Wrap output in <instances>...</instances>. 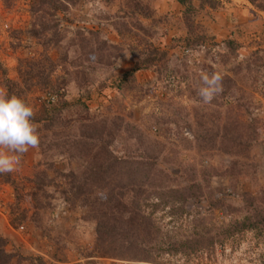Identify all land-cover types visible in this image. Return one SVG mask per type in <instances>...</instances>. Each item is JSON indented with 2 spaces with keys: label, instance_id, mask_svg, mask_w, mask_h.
<instances>
[{
  "label": "rangeland",
  "instance_id": "obj_1",
  "mask_svg": "<svg viewBox=\"0 0 264 264\" xmlns=\"http://www.w3.org/2000/svg\"><path fill=\"white\" fill-rule=\"evenodd\" d=\"M65 1L67 9L56 14L58 41L42 46L29 31L36 21L35 15L28 10L29 0H17L10 7H5L0 0V60L8 76L18 78L20 59L47 54L55 63L51 75L53 87H30L24 95L26 103L39 115L43 114L42 107H59L65 102L67 105L60 109L59 115L71 121L67 126L54 128L60 137L66 133L74 135L71 128L79 120L87 123L93 119L118 117L121 125L133 133L136 128L137 133L145 134L146 142L162 145L157 167L176 176L180 185L187 183L179 175L181 168L215 171L208 180L200 181L213 199H222L224 204L210 207L206 198L190 199L185 212L178 217L166 213L167 208L157 211L153 218L161 233L154 247L161 245L166 249L169 241L185 239L195 231L213 235L230 219H240L243 216L240 194H264V97L260 93L243 95L248 106L245 110L234 100L241 94L236 91L234 96L226 98L231 105L227 114L226 104L222 107L204 105L200 112L203 104L189 96V89L196 87L202 72H226L228 65L221 62L219 52L223 39L232 37L245 46V51L235 61L246 57L258 47L257 43L264 47V12L248 0H217L215 7L208 4L200 7L199 1L193 0V4L199 6L193 31L212 36L215 44L207 42L183 49L177 39L186 36L187 29L181 15L182 7L175 0ZM84 42L88 45L84 46ZM153 46L166 51L165 63L161 62L155 69L137 71L134 82H126L119 89L111 85ZM260 73L264 74V70ZM262 80L264 77H258L257 83ZM0 88L3 87L0 85ZM48 92L57 95L55 104L44 99ZM77 97H81L80 102L87 109L80 103L72 104ZM220 109L228 121L253 120L259 133L260 144L235 157L237 164L230 176L220 173L228 167L231 156L219 148L198 150L186 140L193 138L192 128L196 124L192 121L196 113L212 117L217 127ZM49 138L43 142V147L49 148L47 152L30 148L23 155L19 170L11 173L19 189V211L26 210L23 221L14 223L12 220L15 215L12 206L16 201L14 190L0 178V235L7 238L6 249L13 253L11 264H37L35 259L38 258L48 264L145 263L96 256L93 252L95 221L85 207L71 208L57 187L46 185L36 190L35 194L46 207L37 210L33 207L31 195L35 183L31 179L35 171H42L35 176L38 185L46 175L59 187L66 188L67 179L63 173L82 171L87 164L85 157L56 153L54 145L49 147ZM58 140L63 142L62 138ZM146 144L138 151L147 149ZM62 148L64 146L58 150ZM110 148L117 156L125 155L136 149L135 139L118 134ZM159 253L156 262L151 264H264V239L247 231L189 257Z\"/></svg>",
  "mask_w": 264,
  "mask_h": 264
},
{
  "label": "trees",
  "instance_id": "obj_2",
  "mask_svg": "<svg viewBox=\"0 0 264 264\" xmlns=\"http://www.w3.org/2000/svg\"><path fill=\"white\" fill-rule=\"evenodd\" d=\"M1 1L5 7H10L17 0ZM175 1L182 7L181 15L187 29L186 36L177 39L178 44L183 49L205 45L207 42L215 44L212 36L205 32L196 33L192 26L199 6L208 4L210 7H215L218 1L198 0L199 6H195L193 0ZM248 1L256 9L264 12V0ZM67 6L65 0H29L28 10L35 15L36 19L32 22L29 31L32 36L38 38L42 46L58 41L59 22L56 14L66 10ZM87 45L84 42V46ZM257 45L258 47L251 50L246 57L235 61L238 55L245 51V46L232 37H227L222 41V49L219 51L221 62L228 65L226 72L222 73L224 90L211 104L220 105V107L226 104V114L231 108L226 98L234 96L236 91L241 94L234 97V100L245 110H248V106H246L247 99L243 95L250 96L260 93L264 97V80L257 83L258 77H264V74L260 73L262 69L264 70V47H259V43ZM166 55L165 50L153 46L143 57L138 58L129 70L120 73L111 85L119 89L126 82H134V75L137 71L155 69L154 67L161 62V64L166 62ZM54 67L55 63L47 54L40 58L20 59L17 69L18 78L13 79L8 76L7 68L0 60V85L6 89L9 96L16 95L25 101L24 95L30 87L34 85L43 88L53 87L51 75ZM198 85L199 81L196 87L189 89V96L200 102L197 96ZM242 97L244 100L241 99ZM80 100L81 97H77L71 102L72 104L80 103L87 109ZM66 105L62 102L59 107L45 106L42 107L43 114L35 115L34 122L37 124L38 132H42L38 148L44 153L47 152L49 148L43 147V142L50 136L49 147L54 145L56 153L64 152L68 156L85 157L87 164L82 171L70 170L65 175L63 173L67 179L66 188L59 187L53 179L46 175H43V180H40L38 185L35 176L42 171H35L31 179L35 183L31 201L36 210L46 207L35 192L46 185H53L58 188L61 197L71 208L85 207L89 217L95 221L96 240L93 252L96 256L151 264L156 262V256L160 254V251L166 254L179 253L189 257L193 253L209 250L216 242L226 243L230 237L234 238L247 231H252L256 236L264 239V194L242 192L239 200L242 203L243 216L224 223L219 233L210 235L195 231L185 239L169 241L170 246L166 249L161 245L154 247L158 244L156 241L161 233L153 218L157 211L167 208L166 213L178 217L185 212L186 203L190 199L206 198L210 207L224 204L222 199H213L200 181L204 178L208 180L212 174H215V171L210 172L207 169L196 171L194 167L181 168L179 175H182L187 183L180 185L176 176L157 167L162 145L146 142L145 134L137 133L136 128L133 133L131 129L122 126L116 116L90 121L85 119L87 123L79 120L71 128L72 132H75L73 134L78 136L77 138L68 133L60 137L54 128L58 125L67 126L71 121L62 119L59 115L60 109ZM203 108L204 104L200 112ZM197 114H195L196 119L192 121L196 124L195 128H192L193 138L186 140L193 143L198 150L219 148L220 151L231 156L232 160L228 167L220 173L230 176L237 164L235 157L244 154L252 146L260 144L255 122L253 120L249 122L228 121L220 109V119H217L216 127L213 125L212 117L207 118L204 114ZM212 125L215 128H212ZM118 134H124L126 139H135L136 149L122 156L115 155L110 144ZM59 138H62L63 142L61 140L60 142ZM144 143H147V149L144 148L143 152H139L138 150L141 149V145L142 147L145 145ZM66 144L68 146H65ZM62 146L64 148L59 151L58 148ZM0 178L14 190L16 201L12 206L14 210L12 213L15 214L12 220L14 223L23 221L26 218V210L19 211L20 194L14 178L11 173L0 174ZM6 246L7 238L0 235V264H11L13 253L8 251ZM35 260L37 264H48L40 258Z\"/></svg>",
  "mask_w": 264,
  "mask_h": 264
},
{
  "label": "clouds",
  "instance_id": "obj_3",
  "mask_svg": "<svg viewBox=\"0 0 264 264\" xmlns=\"http://www.w3.org/2000/svg\"><path fill=\"white\" fill-rule=\"evenodd\" d=\"M220 72H202L197 96L204 105L211 104L223 92ZM35 109L16 95L0 88V174L19 170L23 155L39 147L41 139L34 122Z\"/></svg>",
  "mask_w": 264,
  "mask_h": 264
},
{
  "label": "built area",
  "instance_id": "obj_4",
  "mask_svg": "<svg viewBox=\"0 0 264 264\" xmlns=\"http://www.w3.org/2000/svg\"><path fill=\"white\" fill-rule=\"evenodd\" d=\"M44 99L47 103H53L57 100V95L52 92H48L46 95H44Z\"/></svg>",
  "mask_w": 264,
  "mask_h": 264
}]
</instances>
